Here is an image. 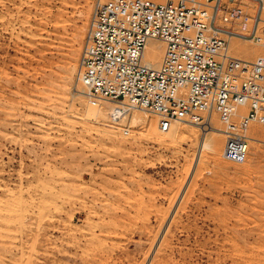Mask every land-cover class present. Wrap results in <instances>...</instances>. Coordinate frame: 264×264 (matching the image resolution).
<instances>
[{
    "label": "rangeland",
    "instance_id": "obj_1",
    "mask_svg": "<svg viewBox=\"0 0 264 264\" xmlns=\"http://www.w3.org/2000/svg\"><path fill=\"white\" fill-rule=\"evenodd\" d=\"M94 2L0 0V264H264V126L235 164L72 97Z\"/></svg>",
    "mask_w": 264,
    "mask_h": 264
},
{
    "label": "built area",
    "instance_id": "obj_2",
    "mask_svg": "<svg viewBox=\"0 0 264 264\" xmlns=\"http://www.w3.org/2000/svg\"><path fill=\"white\" fill-rule=\"evenodd\" d=\"M226 1L233 0H95L76 81L89 98L154 115L161 127L168 121L202 123L216 114L226 127L224 159L242 163L248 127L264 125V56L254 62L236 59L228 41L210 29L224 37L242 33L264 51V0H255L253 17L238 6L227 8ZM217 20L242 24L223 29ZM150 39L166 44L159 69L142 63ZM237 106L246 108V116H234Z\"/></svg>",
    "mask_w": 264,
    "mask_h": 264
},
{
    "label": "bare ground",
    "instance_id": "obj_3",
    "mask_svg": "<svg viewBox=\"0 0 264 264\" xmlns=\"http://www.w3.org/2000/svg\"><path fill=\"white\" fill-rule=\"evenodd\" d=\"M148 1H151V2H154V3H159V4H162V3L166 2V0H148ZM235 1L236 0H233L232 2L226 1L227 8L237 6V5H234L236 3ZM241 1H243L242 3L244 4L243 7L245 8V11H248V13L251 12L250 14L252 15L253 12L251 10L253 8H255V6H256V12H257L258 5H257L255 0H241ZM261 15H262V19H264V12L261 13ZM217 25L222 27L223 29H228V27H227L228 24L221 23L219 20H217ZM210 31H212L210 33H213V34L219 33L217 35L223 36L222 35L223 33H220V32L215 31L213 29H210ZM242 35L243 34L238 35V36L232 35V36H228V37L225 38L228 41L229 50H230V47H231L232 50L234 52H236L237 54H239V55L241 53H245L247 51V49H248V48L246 49V48L242 47L243 44H245V43L254 44L250 39H248V38H246V37H244ZM160 43H162L165 47L162 44H160ZM258 47H260V46H258ZM262 51H263V49H262ZM229 54H230V52H229ZM141 56H142V63L145 66H147L149 68H152V69H159L163 65V63L165 61L166 44L163 41H161V40L150 39V40H148L145 43V46H144V49L142 51V55ZM263 56H264V51H263V55L260 58H262ZM246 62H248V61H246ZM75 87H79L81 92L75 90V92H73V94H72V97H76L79 94H81V95L83 94V95L87 96L86 92L83 91L84 87L78 81L76 82V86ZM78 101H79V99H78ZM102 102L109 103V107H110L109 109L111 110V116H113V115L117 116L116 118L112 117L113 118L112 119L113 123L118 124V125L119 124L122 125L123 123H125L128 120L133 125L142 124L143 126H146L147 129L150 130V132H153L156 136L157 135L160 136V138H171V137H175L176 138V137L180 136V138L183 139V140L192 138V139H195L197 142H205L206 139H208V137H207V134L201 132L202 130H205L208 133H213V134H216V135H221L223 133L224 134V138H225L226 127L224 126L225 130L221 129V126H220L219 123H221L222 125H223V123L220 120H218L219 123L217 121H215V122L212 121V119L215 117L214 115H216V114H213V113L211 115L207 116L206 118H204L202 123L201 122H199V123L185 122L188 125H190L188 127L183 126V124L180 123L181 121H169V122L166 123L165 127H161L160 126L161 120H159V119L157 120L155 118L152 119V120L151 119L149 120L147 118V115H150V114H147L144 111H139V110H136V109H134V110H122V108L118 107L116 104H113L111 102H106V101H102ZM80 104H82V103H80ZM239 108H242V109L246 110V108L244 106H237V107H235V111L236 112H235L234 116H237L239 118H242V117L246 116L247 113L244 116L238 115L237 112H238ZM132 112H133V114L129 116L128 114L132 113ZM242 113H244V111H242ZM150 116H154V115H150ZM217 119H219V118H217ZM254 124L255 123H252L248 127L247 135H248V131H249L250 127L252 125H254ZM191 125H193V126H191ZM257 125H259V124H257ZM260 126H264V125H260ZM111 127H110V129H111ZM125 132L126 131H124L123 133L126 134ZM127 134H128V132H127ZM250 137L248 136V138L250 139L249 144L252 143V141H253ZM224 144H225V139H224ZM239 164H241V163H239Z\"/></svg>",
    "mask_w": 264,
    "mask_h": 264
}]
</instances>
